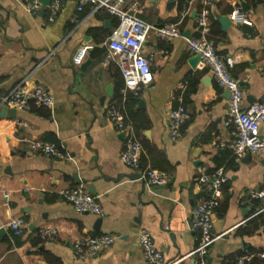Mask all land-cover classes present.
I'll use <instances>...</instances> for the list:
<instances>
[{
	"label": "crops",
	"instance_id": "crops-1",
	"mask_svg": "<svg viewBox=\"0 0 264 264\" xmlns=\"http://www.w3.org/2000/svg\"><path fill=\"white\" fill-rule=\"evenodd\" d=\"M30 3L0 0V100L29 79L42 85L55 103L48 110L16 111L14 117L2 115L0 106V264H148L138 244L142 230L166 263L194 264L190 254L198 233L191 227V213L205 196L194 182L201 171L213 175L217 170L228 182L214 212L212 233L219 238L209 249L207 264H230L261 252L264 219L255 215L259 203L249 193L264 187V158L235 157L231 145L236 132L225 127L229 97L208 69L190 65L194 55L186 40L196 36L192 14L199 3L193 2L184 18L181 0L142 3L139 17L152 27L143 55L150 61L153 82L137 97L123 96L119 68L106 47L117 24L114 16L91 4L78 13L77 0H62L56 19L49 22L48 8L31 14ZM238 6L251 25L231 22L223 30L218 18L230 20ZM210 20L208 39L222 57L234 59L230 74L241 84L243 107L263 102V0H213ZM171 24L178 25L181 37L160 39L156 29ZM83 45L89 50L76 67L72 58ZM179 96L191 119L172 140L168 115ZM111 105L125 116L142 146L141 169L164 173L171 179L167 186H148L139 171L120 161L124 135L107 119ZM259 133L264 138V122ZM33 140L54 144L68 159L31 152L27 141ZM73 187L95 197L103 215L78 213L65 202L60 192ZM16 220L24 224L20 236L9 227ZM43 228L56 229L57 238L39 240L37 232ZM98 235L115 241L97 256L77 260L74 242Z\"/></svg>",
	"mask_w": 264,
	"mask_h": 264
},
{
	"label": "built area",
	"instance_id": "built-area-1",
	"mask_svg": "<svg viewBox=\"0 0 264 264\" xmlns=\"http://www.w3.org/2000/svg\"><path fill=\"white\" fill-rule=\"evenodd\" d=\"M148 0H77L76 11L91 4L95 11H104L117 19L116 26L110 32L106 47L109 57L119 68L123 81L122 94L125 97L131 94L138 96L141 89L153 82L150 61L143 55V47L146 42L150 25L140 17L142 3ZM198 2L200 7L196 14V36L186 40L187 50L194 56L200 57L198 66L208 69L217 86L228 91V113L225 127H233L236 139L231 145L235 157L242 158L247 154L264 158V138L260 136L259 128L264 122V101L253 103L243 107V93L241 84L234 79L230 70L234 65V59L222 57L215 49L214 44L208 39L210 32V7L213 0H186L182 11V17L189 14L188 7ZM62 0H52L48 8V21L53 22L60 10ZM264 4V0H263ZM43 8L39 0H31L27 11L37 14ZM76 16L72 21H76ZM233 24L250 26L242 9L238 6L230 14ZM157 36L167 42L181 37L178 25H165L156 29ZM89 46H81L72 58L74 66L79 67L84 62ZM54 99L50 93L40 84L25 79L19 82L11 92L0 100V106L18 112H29L32 109L48 110L54 106ZM107 119L118 133L124 135V149L120 154V161L128 168L140 172L139 178L150 187H165L171 179L157 170L149 167L141 169V156L143 149L132 132V128L126 122L125 116L115 106L111 105L107 110ZM191 119L190 113L182 105V98L178 97V106L172 109L168 115L170 137L175 140L181 128ZM31 152L38 153L51 159H68L66 155L54 144L39 140L27 141ZM228 182V178L222 170H217L213 175H207L201 171L195 179V187L205 194L191 213V227L198 233V244L190 256L194 264H207V256L212 244L219 238L212 233V221L214 212L219 206L222 188ZM4 196H7L6 194ZM60 197L70 204L74 210L82 214H90L101 217L103 210L97 199L81 187H73L60 192ZM249 197L259 203V209L255 215H262L264 219V187L258 191L249 193ZM24 224L22 220L10 223L15 236L22 234ZM37 238L41 241L57 238V230L43 228L37 232ZM115 238L110 235H98L84 237L74 242L73 250L77 260L84 262L97 256L100 252L110 248ZM138 244L144 260L148 264H175L166 263L163 254L154 246L150 234L140 231ZM264 260V248L255 255H243L230 264H247L252 259Z\"/></svg>",
	"mask_w": 264,
	"mask_h": 264
},
{
	"label": "water",
	"instance_id": "water-1",
	"mask_svg": "<svg viewBox=\"0 0 264 264\" xmlns=\"http://www.w3.org/2000/svg\"><path fill=\"white\" fill-rule=\"evenodd\" d=\"M39 1H40V3L42 4L43 7H44V6L48 7V6L50 5V2H51L52 0H39ZM40 13H41V14L44 13V10L41 9ZM195 16H196V14H195V12H194V13L192 14V18L194 19ZM218 20H219V22H220V24H221L223 30L228 29L229 26L231 25V21L229 20L228 17H221V18H218ZM108 27H109L108 22H106V23H105V28H108ZM199 60H200V57H199L198 55L194 56V57L192 58V60H190V65H191V67L194 68V67L199 63ZM106 93H107V95H111V89L108 88V89L106 90ZM226 96L229 97V93H228V91H226ZM263 101H264V100H263ZM138 102H139V105L142 106V102H141V101H138ZM6 112H7L8 115H11L12 117H14V116L16 115V111H15V110H12V109H9V110H8L7 108H3V109H2V115H3L4 113H6ZM120 137L122 138L123 135L121 134ZM249 155H250V154H247V155H246L245 160L249 158ZM157 188H160V187H157ZM201 195L203 196L204 194L201 193Z\"/></svg>",
	"mask_w": 264,
	"mask_h": 264
},
{
	"label": "trees",
	"instance_id": "trees-1",
	"mask_svg": "<svg viewBox=\"0 0 264 264\" xmlns=\"http://www.w3.org/2000/svg\"><path fill=\"white\" fill-rule=\"evenodd\" d=\"M185 1H186V0H181V3H185ZM115 26H116V24H115ZM117 98H119L118 95L115 96V99H117ZM131 98H132V97L130 96L129 99H131ZM183 101H184V95H183Z\"/></svg>",
	"mask_w": 264,
	"mask_h": 264
}]
</instances>
